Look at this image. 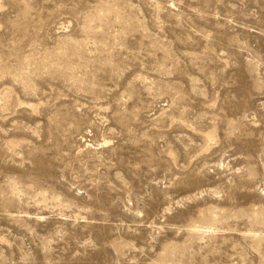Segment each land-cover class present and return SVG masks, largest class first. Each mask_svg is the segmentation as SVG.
Masks as SVG:
<instances>
[{"label": "rangeland", "instance_id": "374dc122", "mask_svg": "<svg viewBox=\"0 0 264 264\" xmlns=\"http://www.w3.org/2000/svg\"><path fill=\"white\" fill-rule=\"evenodd\" d=\"M0 264H264V0H0Z\"/></svg>", "mask_w": 264, "mask_h": 264}]
</instances>
